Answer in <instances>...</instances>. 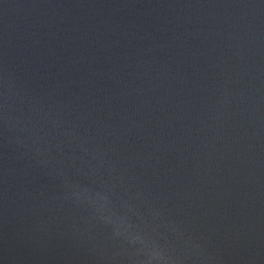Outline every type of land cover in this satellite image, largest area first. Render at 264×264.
Wrapping results in <instances>:
<instances>
[{
	"label": "water",
	"instance_id": "1",
	"mask_svg": "<svg viewBox=\"0 0 264 264\" xmlns=\"http://www.w3.org/2000/svg\"><path fill=\"white\" fill-rule=\"evenodd\" d=\"M0 264H264V0H0Z\"/></svg>",
	"mask_w": 264,
	"mask_h": 264
}]
</instances>
